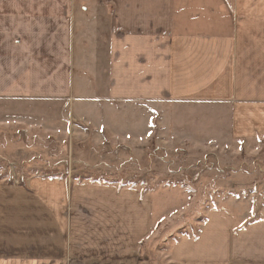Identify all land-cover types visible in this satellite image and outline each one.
Returning a JSON list of instances; mask_svg holds the SVG:
<instances>
[{"label":"rangeland","instance_id":"rangeland-1","mask_svg":"<svg viewBox=\"0 0 264 264\" xmlns=\"http://www.w3.org/2000/svg\"><path fill=\"white\" fill-rule=\"evenodd\" d=\"M3 16L0 14V180L21 187L30 186L32 180L66 183L67 214L72 213L75 192L81 186L98 188L93 195L105 193L111 197H105L110 203L113 199L121 205L127 203L126 211L128 202L131 210L141 211L132 213L138 235L124 221L120 237L110 234L108 220L99 223L103 229L93 228L89 241H100L94 233L105 232L103 243L95 245L97 252L102 249L108 257H68V264H179L176 254H182L184 264L195 250L194 244L199 251L204 246V252H213L225 264H264V105L262 111L233 116L238 112L233 105H190L187 101L175 109L171 102H161L164 113L169 111L168 105L172 108L171 115L164 118L152 111L157 104L117 102L112 103V111L120 116H99L106 121L118 117L121 125L115 124L120 130L100 134L101 121L91 126L81 118L84 106L95 103L76 98L97 96L100 85L94 76L93 51L80 57L83 62H75L74 90L67 91L62 70L66 47L64 51V44L55 40L53 50L38 60L39 82L20 85L30 89L26 90L29 94L47 87L51 91L44 96L52 99L5 98V92L18 86V75H11L21 69L19 62L32 59L5 57ZM8 31H14L13 26ZM86 40L93 46L95 36ZM84 70L92 74L93 87ZM101 71V88L112 91L109 70ZM49 78L56 83L45 85ZM135 114H142L143 121L152 118V132L147 136V125L140 130V117ZM78 202L76 213L81 205L93 213V205ZM79 209L87 214L86 209ZM242 223H246L245 231L238 230ZM139 236L143 241L138 246ZM114 255L126 256L114 260Z\"/></svg>","mask_w":264,"mask_h":264},{"label":"crops","instance_id":"crops-1","mask_svg":"<svg viewBox=\"0 0 264 264\" xmlns=\"http://www.w3.org/2000/svg\"><path fill=\"white\" fill-rule=\"evenodd\" d=\"M0 6L5 30L14 28L9 34L5 31V57L13 61L20 57L32 59L19 62L25 72L19 73V69L11 75H18V86L5 92V98L52 99L44 96L51 91L47 87L29 94L26 90L30 89H22L20 85L39 82L38 60L52 51L55 40H59L64 51L66 47L62 70L66 73L67 91L74 90L75 62H83L80 57L95 52L97 70H93L100 85L97 96L76 98L95 103L81 108L85 109L81 118L91 126L101 121L97 127L100 134L120 130L115 124L121 125L118 117H113L116 121H106L99 116L100 113L120 116L116 110L112 111L117 102L157 104L156 109L152 107L156 111H152L164 118L171 115L172 108L168 105L169 111L164 113L159 108L161 102H171L175 109V105L187 101L190 105L198 102L233 105L238 111L233 116L262 111L264 0H0ZM90 35L95 36L93 46L86 40ZM104 68L109 70L113 85L109 92L101 88ZM84 71L93 87L96 82L92 81V74ZM55 83L49 78L45 85ZM136 114L135 117H140L137 125L140 130L147 125V136L152 132V118L143 121L142 114ZM0 182V264H66L68 257L71 260L74 256L108 257L102 249L96 250V245L103 243L105 232L94 233L102 240L89 241L93 228L103 229L99 225L103 219L111 222L113 236H121V221L129 222L138 235L132 213L141 211L136 207L131 210L130 202L127 211V203L121 205L114 199L110 203L105 197H111L103 191L104 196L93 195L100 191L98 188L78 187L73 211L67 214L66 183L32 180L30 186L21 187ZM81 189L84 191L79 192ZM140 197L137 192L138 206ZM78 200L93 205V213L85 205L79 206L76 213ZM79 208L86 209L87 214H81ZM110 215L112 219H108ZM246 223L238 230L245 231ZM152 225L154 221L149 234ZM136 241L139 246L142 237ZM194 245L195 250H191L184 264H225L213 252H204V246L199 251ZM176 255L182 264V254ZM125 256L112 257L120 260Z\"/></svg>","mask_w":264,"mask_h":264}]
</instances>
